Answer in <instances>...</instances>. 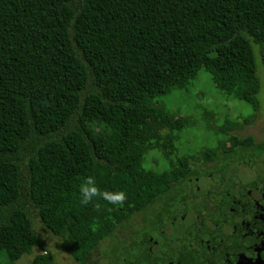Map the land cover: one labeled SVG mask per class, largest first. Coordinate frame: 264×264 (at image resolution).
I'll return each instance as SVG.
<instances>
[{
	"label": "trees",
	"instance_id": "obj_1",
	"mask_svg": "<svg viewBox=\"0 0 264 264\" xmlns=\"http://www.w3.org/2000/svg\"><path fill=\"white\" fill-rule=\"evenodd\" d=\"M258 62L264 68V0H0V254L7 264L42 247L31 208L85 264L133 215L199 174L174 144L183 119L158 99L187 89L204 69L226 100L256 110ZM227 142L203 151V164L213 163L207 173L264 156V122L261 141L231 135ZM158 146L167 161L161 171L144 166ZM87 176L101 190L124 191L127 201L82 205L78 185ZM29 264L54 261L38 253Z\"/></svg>",
	"mask_w": 264,
	"mask_h": 264
},
{
	"label": "flooded vegetation",
	"instance_id": "obj_2",
	"mask_svg": "<svg viewBox=\"0 0 264 264\" xmlns=\"http://www.w3.org/2000/svg\"><path fill=\"white\" fill-rule=\"evenodd\" d=\"M232 163L199 166L142 212L117 264H264V169L239 168L227 192L219 173Z\"/></svg>",
	"mask_w": 264,
	"mask_h": 264
},
{
	"label": "rangeland",
	"instance_id": "obj_3",
	"mask_svg": "<svg viewBox=\"0 0 264 264\" xmlns=\"http://www.w3.org/2000/svg\"><path fill=\"white\" fill-rule=\"evenodd\" d=\"M257 58L258 50L255 47ZM257 74L260 80L258 92L259 107L253 110L248 104L238 100H226L218 92L210 81L208 72L200 69L196 78L185 90L172 91L170 95L162 96L159 106L173 117H181L185 123L184 129L175 136L174 144L177 153L191 155V165L195 168L201 166L209 168V164H203L202 153L207 149L217 146H225L231 135L243 137L253 136L255 141L263 139L264 122V68L258 62ZM221 126L225 127V133H221ZM100 133L99 125L96 126ZM162 135L166 133L161 130ZM167 161L158 146L147 152L144 166L155 171H161L166 167ZM264 169V158L257 162ZM33 229L40 237L42 247H32L29 253H24L14 264H29L38 253H48L53 257L54 264H77L61 247L57 237L52 235L40 223L34 209H30ZM144 214L137 213L122 227H119L112 237L101 241L97 250L91 255L85 264H117L119 256V244L126 243L131 231L140 224ZM122 254V253H121ZM0 263L7 264V260L0 254Z\"/></svg>",
	"mask_w": 264,
	"mask_h": 264
},
{
	"label": "clouds",
	"instance_id": "obj_4",
	"mask_svg": "<svg viewBox=\"0 0 264 264\" xmlns=\"http://www.w3.org/2000/svg\"><path fill=\"white\" fill-rule=\"evenodd\" d=\"M78 191L81 197L80 203L82 205L94 204L98 210L100 204L95 202L97 198L113 206L123 205L127 201V195L124 191L101 190L97 186L94 176L85 177L78 185Z\"/></svg>",
	"mask_w": 264,
	"mask_h": 264
},
{
	"label": "water",
	"instance_id": "obj_5",
	"mask_svg": "<svg viewBox=\"0 0 264 264\" xmlns=\"http://www.w3.org/2000/svg\"><path fill=\"white\" fill-rule=\"evenodd\" d=\"M260 158H264V156H260V157H249L247 159H242V160H236L234 163L231 164V166L224 172L222 173H219V175L221 177H224L225 178V181L227 183V192L228 191H231V188L233 189L234 188V185L237 184V183H233L232 181V177H235V173L236 171L239 169V168H243V169H249V168H252L254 167L253 170L256 171V175L259 176L260 173L259 171H257V166H259L257 164L258 160ZM261 175L264 176V173H262ZM234 190V189H233ZM236 191V190H234ZM213 197V196H212Z\"/></svg>",
	"mask_w": 264,
	"mask_h": 264
}]
</instances>
